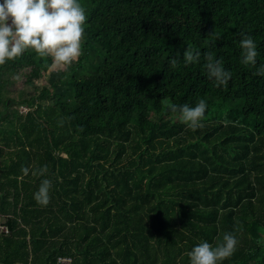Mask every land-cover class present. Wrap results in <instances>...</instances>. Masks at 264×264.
Masks as SVG:
<instances>
[{
    "label": "trees",
    "instance_id": "1",
    "mask_svg": "<svg viewBox=\"0 0 264 264\" xmlns=\"http://www.w3.org/2000/svg\"><path fill=\"white\" fill-rule=\"evenodd\" d=\"M81 3L70 65L51 70L32 49L0 64V264H189L194 245L225 232L239 242L222 264H264V0ZM244 35L256 65L242 63ZM189 47L199 62H184ZM208 52L227 85L209 77ZM201 98L192 129L171 105ZM43 165L47 205L34 199Z\"/></svg>",
    "mask_w": 264,
    "mask_h": 264
},
{
    "label": "clouds",
    "instance_id": "2",
    "mask_svg": "<svg viewBox=\"0 0 264 264\" xmlns=\"http://www.w3.org/2000/svg\"><path fill=\"white\" fill-rule=\"evenodd\" d=\"M86 20L87 13L81 0H0V64L32 49L41 56H51L57 64L70 65L82 54ZM239 43L242 63L256 65L259 53L255 39L244 35ZM200 55L199 51L189 47L183 51L182 57L187 64L199 62ZM206 56L209 77L217 86L227 85L232 72L211 52ZM171 63H177L175 57ZM258 71L264 75V65ZM171 108L179 112L188 127L197 129L203 126L206 99H199L195 105L172 104ZM22 171L28 174L30 169L25 166ZM45 172L47 165L39 169L43 179L34 193V199L41 205L49 203L53 185L52 179L44 176ZM238 242V236L233 232H225L222 241L215 245L204 240L188 252L189 264H222L235 253Z\"/></svg>",
    "mask_w": 264,
    "mask_h": 264
},
{
    "label": "rangeland",
    "instance_id": "3",
    "mask_svg": "<svg viewBox=\"0 0 264 264\" xmlns=\"http://www.w3.org/2000/svg\"><path fill=\"white\" fill-rule=\"evenodd\" d=\"M51 65H50V69L51 70H58V69H60V68H63V66L64 65H62V64H57V63H55L54 61H53V58L51 57ZM75 61V60H74ZM45 84V82H44V80L43 79H40L39 81H37V84H36V87H41V86H43ZM28 93L30 92V93H32L33 94V92H34V90H33V88L31 87L30 89L29 88H26L25 89ZM18 96V93L16 94V93H13L12 95H11V98H15V99H17L16 97ZM24 98H26V97H24ZM19 99H20V97H19ZM19 99H17L16 100V102H14V104L12 105V106H10V108H15V109H19L20 111H22V112H25L26 111V105L25 104H23V105H21L20 104V102L18 103L17 101H20ZM2 108L0 107V110H1ZM160 117H162V115H159V114H156V113H153V112H151L149 115H147V118L148 119H157V118H160ZM175 120H178V118H175ZM262 238H263V236H262Z\"/></svg>",
    "mask_w": 264,
    "mask_h": 264
},
{
    "label": "built area",
    "instance_id": "4",
    "mask_svg": "<svg viewBox=\"0 0 264 264\" xmlns=\"http://www.w3.org/2000/svg\"><path fill=\"white\" fill-rule=\"evenodd\" d=\"M7 219L8 216L0 214V237L10 234V229L6 224ZM56 264H71V259L69 257H59L56 261Z\"/></svg>",
    "mask_w": 264,
    "mask_h": 264
}]
</instances>
